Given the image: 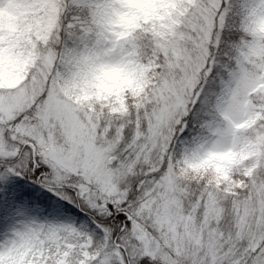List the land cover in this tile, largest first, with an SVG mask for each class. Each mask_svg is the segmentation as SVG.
Masks as SVG:
<instances>
[{"label": "snow or ice", "instance_id": "1", "mask_svg": "<svg viewBox=\"0 0 264 264\" xmlns=\"http://www.w3.org/2000/svg\"><path fill=\"white\" fill-rule=\"evenodd\" d=\"M0 264H264V0H0Z\"/></svg>", "mask_w": 264, "mask_h": 264}]
</instances>
